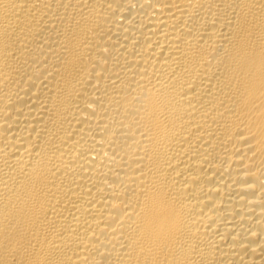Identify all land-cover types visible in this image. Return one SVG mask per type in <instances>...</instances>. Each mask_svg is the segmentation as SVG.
Segmentation results:
<instances>
[{
	"label": "bare ground",
	"instance_id": "6f19581e",
	"mask_svg": "<svg viewBox=\"0 0 264 264\" xmlns=\"http://www.w3.org/2000/svg\"><path fill=\"white\" fill-rule=\"evenodd\" d=\"M0 264H264V0H0Z\"/></svg>",
	"mask_w": 264,
	"mask_h": 264
}]
</instances>
